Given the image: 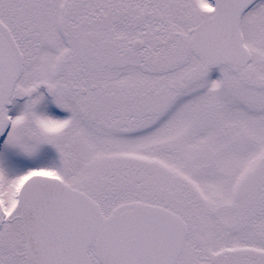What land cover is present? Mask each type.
I'll return each mask as SVG.
<instances>
[{
  "label": "snow or ice",
  "instance_id": "1",
  "mask_svg": "<svg viewBox=\"0 0 264 264\" xmlns=\"http://www.w3.org/2000/svg\"><path fill=\"white\" fill-rule=\"evenodd\" d=\"M0 264H264V0H0Z\"/></svg>",
  "mask_w": 264,
  "mask_h": 264
}]
</instances>
